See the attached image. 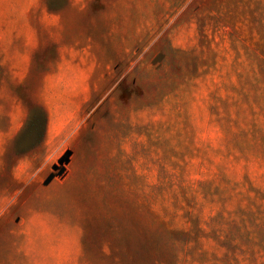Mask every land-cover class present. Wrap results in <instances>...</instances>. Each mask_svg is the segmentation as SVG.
<instances>
[{
	"label": "rangeland",
	"instance_id": "obj_1",
	"mask_svg": "<svg viewBox=\"0 0 264 264\" xmlns=\"http://www.w3.org/2000/svg\"><path fill=\"white\" fill-rule=\"evenodd\" d=\"M0 264H264V0H0Z\"/></svg>",
	"mask_w": 264,
	"mask_h": 264
}]
</instances>
